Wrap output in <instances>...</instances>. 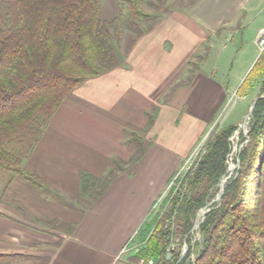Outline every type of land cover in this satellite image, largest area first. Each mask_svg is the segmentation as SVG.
I'll list each match as a JSON object with an SVG mask.
<instances>
[{"label":"crops","instance_id":"crops-1","mask_svg":"<svg viewBox=\"0 0 264 264\" xmlns=\"http://www.w3.org/2000/svg\"><path fill=\"white\" fill-rule=\"evenodd\" d=\"M100 1L105 20L118 16L119 0ZM263 27L264 0H195L161 18L128 53L118 55L116 67L76 88L24 162L43 188L22 177L6 185L0 255H32L46 264H140L128 254L130 244L230 93V82L211 71L213 49L251 29L250 41L233 48L242 55L238 61L246 46L257 49L244 66L246 74L260 55ZM196 55L200 63L192 74ZM191 85L210 87L209 117L196 105ZM134 134L143 138L140 160L118 171L99 198L83 195V175L100 182L116 164H130ZM50 245L55 248H46Z\"/></svg>","mask_w":264,"mask_h":264},{"label":"trees","instance_id":"trees-1","mask_svg":"<svg viewBox=\"0 0 264 264\" xmlns=\"http://www.w3.org/2000/svg\"><path fill=\"white\" fill-rule=\"evenodd\" d=\"M145 2L119 0L118 16L105 20L100 0H0V171L10 173L8 184L22 177L43 188V181L27 172L24 162L66 98L87 80L118 65L120 43L112 28L120 27L125 18L128 30L137 34L128 47L147 33L143 24L149 26L154 17L145 11ZM263 74L264 50L249 76L256 79ZM245 85L238 92H245ZM263 95L264 81L249 124V142L239 155L240 169L200 225L203 241L196 244L200 251L195 264H264ZM237 128L228 126L208 141L199 161L172 188L166 200L170 211L140 228L135 239L146 243L141 255L147 260L187 263L198 213L218 196L228 175L230 138ZM129 143L136 149L137 162L145 152L143 138L134 134ZM116 168L123 169L120 163ZM116 168L100 182L83 175L82 194L99 198L116 177ZM172 216L189 247L182 260L179 255L167 262L173 230L166 223Z\"/></svg>","mask_w":264,"mask_h":264},{"label":"rangeland","instance_id":"rangeland-1","mask_svg":"<svg viewBox=\"0 0 264 264\" xmlns=\"http://www.w3.org/2000/svg\"><path fill=\"white\" fill-rule=\"evenodd\" d=\"M194 1L195 0H146L143 7L145 11L147 12V14L152 15L154 17V20L153 22L149 23L150 28H148L149 26H147L146 24H143L144 30L146 32L151 31V29L154 28V25L161 18H164L165 16H168L171 13H174V11H182L184 9H187L190 6V3ZM229 31L230 33H232L234 29L229 30ZM118 33L121 36H118ZM112 34L114 38L116 39L118 38L119 40V43H120L119 53L122 56L128 53V46H129L131 37L137 35L136 32H130V30H128L125 18H123L120 27L112 28ZM140 38H138L137 40H139ZM227 39L228 40L226 39L222 40L220 43V46L213 49L209 62L213 67V70L211 71H218L216 78L226 83L230 82L229 85L226 84V87L230 90V93L227 95L226 99L224 100L220 110H217L218 112L217 111L215 112L217 114L212 124L209 126L207 133L200 139V141L196 144L193 150L189 153L187 158L182 162V164L176 170V173L172 181L170 182L168 188L166 189V192L163 194V196L159 199L158 203L152 209V212L150 213V217L148 218V222L153 221V219H155L159 214L162 215L170 211L171 209L170 205L166 203V200L172 188L175 186L178 187L182 179L186 176V174L199 161L208 141L215 134L220 132L222 129L228 126H231V125H237L238 128L230 138L232 149H231L230 155L228 156V163H227L228 175L224 177L226 178L225 187L237 175V172L240 169L239 155L249 142V139H248L249 124L252 120V117L248 119L247 121L248 123L246 127H243V124L246 122L245 119L249 114L250 107L252 103L254 102V100L257 99L260 93L261 84L264 81V74L259 76L256 79H254L252 75L249 76V74L251 73L255 64L261 57L263 51H261V48L258 45L260 49L259 51L260 55L258 56L257 60L254 62L252 67L249 69V71L246 72L245 74L244 66L248 64V61L251 59L252 54H254L257 49L251 45L246 46L245 47L246 52L244 53V56H243L244 59H241V61H238V58L242 57V55L237 53L239 49L236 51L233 48H236V49L240 48L241 43L244 40L250 41L251 29L246 30L245 35L243 37L242 35H239L238 37H236L232 43H231L232 38L230 36ZM224 45H228V49H224ZM200 58L199 56H197V58L192 60V63L194 65V67L192 65V68H191L193 71L191 72L192 74L196 71L197 69L196 64L200 63ZM242 75H244L243 79L240 78ZM194 80L192 79L191 82H193ZM238 82H240L239 85H237ZM244 82H246V85L244 88L246 91L238 92L239 88L242 86ZM188 83L189 82H187L186 78H184L185 86ZM182 86L183 85H180V87ZM189 88H192L191 95L193 97H196L194 101L196 102V105L199 106L201 112L202 113L205 112L207 114V117L212 115L213 112L211 110V105H210V102H211L210 87H205V88L199 87L200 88L199 89L197 85H194V86L191 85ZM198 89H199V92L197 94ZM193 105H194V102H193ZM192 108L196 110V107H192ZM132 147L134 146L132 145ZM134 152L135 153L133 154V157L135 158L136 149H134ZM133 157L129 162L130 164L128 165L122 164L123 166L120 164L121 167L122 168L126 167L127 169L130 166H132V162L134 160ZM116 170L119 171L118 168H116ZM9 179H10V173L5 172V171H0V205H2L1 203L5 204L6 202V199H5L6 197L4 196V193H5L4 190L6 188V185L9 182ZM38 224H41V223L39 222ZM42 224L48 225L46 227L53 228V229L57 226L55 222L42 223ZM176 224H177V221H176L175 216H172L171 220L167 221L166 223V228L171 226L173 230L171 234V238H170L171 242H170L169 247L167 248V254H171L172 258L174 256L178 257L180 255L181 260H182L188 251L189 245L187 242L183 241V239L181 238L180 231L177 230ZM199 228L194 233L191 232L192 233L191 247H193V252L186 264H195L196 258L199 254L200 247H197L196 244H201L203 241ZM55 241L56 240H53V242ZM39 248H44V247L39 246ZM46 248H49V249L55 248V246L50 245V246H47ZM145 248H146V243L144 241L141 242L139 239H135L128 248V254L132 253L135 256H137V258L134 259L136 263L149 264V262L152 261L153 264H156L158 262L157 258L153 257L147 260L146 257H144V255H141V252L145 250ZM0 264H46V260L44 259L38 260V258H36L35 256L25 255L23 258H15V259H7V258L1 259L0 258Z\"/></svg>","mask_w":264,"mask_h":264},{"label":"water","instance_id":"water-1","mask_svg":"<svg viewBox=\"0 0 264 264\" xmlns=\"http://www.w3.org/2000/svg\"><path fill=\"white\" fill-rule=\"evenodd\" d=\"M260 98H264V95L261 96ZM257 101L258 99L254 100V102L252 103L251 107H250V110H249V114L248 116L246 117L245 121H247L248 119H250L253 115V112L255 110V107H256V104H257ZM248 123V122H247ZM247 123L245 122L243 124V127H246ZM225 182H226V178H224L221 183H220V191H219V194L218 196L212 201L210 202L206 207L202 208L199 213H198V217H197V220H196V223H195V226L192 230V233H194L199 227L200 225L204 222V219H205V215L208 211H210V208L211 206L216 203V202H219L221 200V197L224 193V190H225ZM172 260V255L171 254H167L166 256V261L167 262H170Z\"/></svg>","mask_w":264,"mask_h":264},{"label":"built area","instance_id":"built-area-1","mask_svg":"<svg viewBox=\"0 0 264 264\" xmlns=\"http://www.w3.org/2000/svg\"><path fill=\"white\" fill-rule=\"evenodd\" d=\"M258 45L260 46L261 51H263L264 50V27L259 30ZM149 264H153V262L150 261Z\"/></svg>","mask_w":264,"mask_h":264},{"label":"bare ground","instance_id":"bare-ground-1","mask_svg":"<svg viewBox=\"0 0 264 264\" xmlns=\"http://www.w3.org/2000/svg\"><path fill=\"white\" fill-rule=\"evenodd\" d=\"M248 121V120H247ZM247 121H246V123H247ZM244 131V130H243Z\"/></svg>","mask_w":264,"mask_h":264}]
</instances>
